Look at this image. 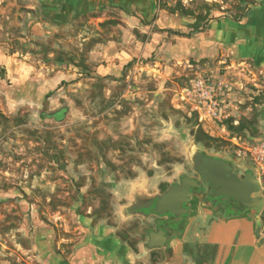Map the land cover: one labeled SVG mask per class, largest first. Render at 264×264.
Masks as SVG:
<instances>
[{"label":"rangeland","instance_id":"374dc122","mask_svg":"<svg viewBox=\"0 0 264 264\" xmlns=\"http://www.w3.org/2000/svg\"><path fill=\"white\" fill-rule=\"evenodd\" d=\"M262 2L156 0L159 41L117 76L65 83L59 120L46 107L9 111L0 95V264H208L212 248L194 237L205 226L193 215L204 203L198 209L213 221L210 204L192 197L165 246L154 248L146 244L160 218L152 207L183 175L197 176L201 155L252 172L264 196V46L257 57L251 43L206 34L222 22L232 37L252 32ZM26 5L0 0V56L29 61L41 45L22 27ZM4 74L0 64V88L11 89ZM154 193L150 212L133 210ZM259 216L264 223V207Z\"/></svg>","mask_w":264,"mask_h":264},{"label":"crops","instance_id":"0c3cea01","mask_svg":"<svg viewBox=\"0 0 264 264\" xmlns=\"http://www.w3.org/2000/svg\"><path fill=\"white\" fill-rule=\"evenodd\" d=\"M26 8L22 27L28 33V41L41 45H37L34 53L29 52V61L0 56L5 70L1 78L12 81L8 90L0 84L3 87L0 95L9 111L46 107L51 110L48 117L53 118L64 110L62 118L68 109L63 101L68 92L65 83L77 85L91 75L117 76L134 56L146 53L162 37L163 16L156 0H27ZM258 8L263 17L259 22L257 18L251 22L252 32L241 31L234 34L239 37H232L226 23H216L215 27L209 25L207 36L214 35V29L221 32L209 41L227 44L234 40L233 44L242 46L251 43L254 45L251 53L260 57L264 46V2ZM113 18L119 20L114 25L110 23ZM116 26L119 32L114 36L111 31ZM154 27L157 29L152 30ZM241 29L245 30V25ZM134 30L148 33L150 38L136 39ZM42 44L46 47L41 49ZM50 91L54 92L47 96ZM153 196L155 193L146 202L153 201ZM260 201L261 205L245 206L248 210L257 208L256 211L231 217L214 216L213 221H207V214L200 213L198 208L204 207V203L196 207L193 216L199 214L197 220L205 230L196 229L194 237L211 246L213 256L208 264H264V223L259 216L264 207L263 195ZM181 253L182 244L174 245V254Z\"/></svg>","mask_w":264,"mask_h":264},{"label":"water","instance_id":"95a60500","mask_svg":"<svg viewBox=\"0 0 264 264\" xmlns=\"http://www.w3.org/2000/svg\"><path fill=\"white\" fill-rule=\"evenodd\" d=\"M231 169L232 166L226 160L205 156L204 165L198 169V172L206 179L202 185L206 188L209 184L215 188V195H222L224 198L232 197L246 207H254V203L261 205L259 199L250 197L252 191L259 189L258 182L252 172H245L244 178L240 180L234 173L227 175ZM199 185L196 179L183 175L179 183L171 184L159 195L152 211L157 215L171 213L176 218H180L188 212L185 204L188 202L190 189ZM168 239L169 235L162 229L150 231L146 244L150 248L162 247L165 246Z\"/></svg>","mask_w":264,"mask_h":264},{"label":"flooded vegetation","instance_id":"af4514ba","mask_svg":"<svg viewBox=\"0 0 264 264\" xmlns=\"http://www.w3.org/2000/svg\"><path fill=\"white\" fill-rule=\"evenodd\" d=\"M204 157H205L204 155H201L193 160V168L195 169L197 176L196 177L194 176L192 178L196 179V181L200 185L194 186L190 189L188 202L185 204V206L186 207L188 206V203L190 202L192 197H197L210 204L212 209L211 211L214 214V216L231 217L238 214H242L247 211H256L257 208L253 210L246 209V207L241 202L235 200L232 197L224 198L222 195H215V188H213L209 184L206 186V188L202 185L203 183L206 182V179L202 177V175L198 172V169L204 165ZM232 173L236 174L233 170H231L230 172L227 173V175ZM244 175L245 173H243L241 176L240 175L237 176L239 177L240 180H242L244 178ZM258 191L259 190L252 191L250 193V196L253 195L259 198L260 200H262V195L259 194ZM158 217L160 218L156 220V229L154 231L162 229L166 232V234L169 235L171 227L176 228L178 226V224L176 223L178 218H176L171 213L158 215Z\"/></svg>","mask_w":264,"mask_h":264},{"label":"trees","instance_id":"16d2710c","mask_svg":"<svg viewBox=\"0 0 264 264\" xmlns=\"http://www.w3.org/2000/svg\"><path fill=\"white\" fill-rule=\"evenodd\" d=\"M161 30H164V29H161ZM193 30H197V29L194 27ZM129 63H130V62H128V64H129ZM51 94H52V92L50 91V92L47 93V96H49V95H51ZM63 111H64V110H63ZM63 111H62V112H63ZM50 116L52 117L53 115H50ZM55 119L59 120V119H61V117H57V118H55ZM154 202H155V201H153V202H151V204H148V205H145V206H141V205H139V204H136V205H134L132 208H133V210H135V211H137V212H142V213L146 214V213L150 212L149 208L152 207V206L154 205Z\"/></svg>","mask_w":264,"mask_h":264},{"label":"built area","instance_id":"2783aa9c","mask_svg":"<svg viewBox=\"0 0 264 264\" xmlns=\"http://www.w3.org/2000/svg\"><path fill=\"white\" fill-rule=\"evenodd\" d=\"M181 2H183V3H186L187 1H189V0H180ZM261 176H262V179H263V181H264V170H262V174H261Z\"/></svg>","mask_w":264,"mask_h":264}]
</instances>
